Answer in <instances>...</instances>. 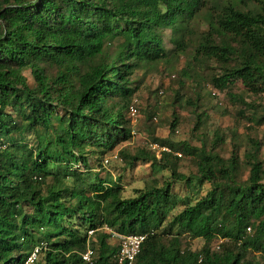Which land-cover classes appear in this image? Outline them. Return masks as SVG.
Here are the masks:
<instances>
[{"label": "trees", "instance_id": "obj_1", "mask_svg": "<svg viewBox=\"0 0 264 264\" xmlns=\"http://www.w3.org/2000/svg\"><path fill=\"white\" fill-rule=\"evenodd\" d=\"M160 68L170 83L142 107ZM237 80L246 92L227 90L239 106L225 114L247 119L242 156L237 125L202 130L209 87ZM263 93L264 0H0V264L36 247L33 264H129L114 233L146 235L132 264H264V106L246 97ZM133 104L150 145L172 151L118 148ZM158 109L171 110L164 137ZM181 111L191 137L175 140Z\"/></svg>", "mask_w": 264, "mask_h": 264}, {"label": "rangeland", "instance_id": "obj_2", "mask_svg": "<svg viewBox=\"0 0 264 264\" xmlns=\"http://www.w3.org/2000/svg\"><path fill=\"white\" fill-rule=\"evenodd\" d=\"M204 24L205 23L203 22L201 23V25H204ZM203 28H206V26H204ZM183 60H185V57L182 58V61ZM166 71L167 70H163L162 68H160L159 71L151 72L146 76L144 83L142 85V92H143L144 99L141 101L140 106L142 107L150 106L152 108L156 107V104L160 101V98H157V96L154 93H152V91L155 90L160 85V83H163L165 87L170 83L168 75L166 74ZM26 73L29 76L30 82L33 83L32 75L29 72H26ZM171 86L174 88H177L178 84L175 81L174 83H171ZM226 86L227 87L225 90L217 89L214 86L209 87L211 91L213 92L214 96L216 97V99H209L208 96L207 97L205 96L204 99L202 100V102L204 103V107H207L209 114H210L209 121L206 123V128H203L202 130H207L208 132L211 133L214 128L220 126L227 131L229 127L234 128L237 125L238 130L236 133L235 141H238L240 143V147H241L240 154L242 156L244 152L243 150L245 148L244 143L247 137L246 135L247 131H246V128H244V125L246 124L247 119L243 118L242 121L240 119L236 120L235 119L236 115L225 114V111H227V109L233 112V111H236L239 106L232 99H230L226 93H227V90L231 92H242V93L246 92V90L242 82L238 80L228 81ZM219 87H222V86H219ZM189 88H190V85H189ZM246 97L248 101L254 100L256 102V105L259 106L258 107L259 110H262V106H264V93L258 96H253V97L251 96L252 98L248 96ZM158 111H159L158 118L156 120L153 119L154 121H152L154 122L153 127L157 129V133L159 136L164 137L167 135L168 129L166 128L165 121L162 120L161 118H164V119L168 118L171 110L164 109V112H162L160 109H158ZM251 113H252L251 110L249 109L246 110L247 116H249ZM180 115L182 119L184 120L181 121V125L179 126V133H176L174 135V139L175 140L190 139L193 122L190 119V116L185 111H181ZM149 123H151V121L144 122V115L141 114L137 120H134V122L131 123L132 138L128 141H125L121 145H119L118 148L122 146H128L130 150L134 151L138 147H151L150 144L152 141H151V138L148 132L146 131V125ZM228 134H229L228 141H227L228 143L221 149V153L224 156L230 155L231 145L229 144V141L234 139L235 137V136L232 137V134L229 133V131H228ZM252 136L257 137L259 140L262 141L263 146L261 148V157L264 159V125L258 128L256 133L252 134ZM196 142L197 141L195 140L193 143H196ZM179 153H181V155H179ZM175 154L184 159L186 171L195 168V166L190 163V158L188 156H185V154L181 150L175 151ZM146 172L147 173L149 172L148 168L146 171H144L142 170V168L139 167L135 171V176H142V175L144 176L145 174V177H147ZM243 174L246 177V175L248 174L247 170H245ZM142 184H143L142 179L134 181L128 186V191L130 192L132 187L141 186ZM110 240L113 244H119L120 236H118V234H112V236L110 237ZM216 244H217V241H215L214 245L216 246ZM201 245H202L201 240L192 241V246L195 249L199 248Z\"/></svg>", "mask_w": 264, "mask_h": 264}, {"label": "built area", "instance_id": "obj_3", "mask_svg": "<svg viewBox=\"0 0 264 264\" xmlns=\"http://www.w3.org/2000/svg\"><path fill=\"white\" fill-rule=\"evenodd\" d=\"M162 93V91H160ZM130 114L134 120H137V116L139 114V110L137 106L134 104L130 107ZM154 120L157 119L156 116L153 118ZM151 147L157 151L159 155L162 150L172 151L168 146H162L158 143H153ZM181 155V153H179ZM251 230V227H248V231ZM90 233L92 231H89ZM120 236V243H119V250H118V258L120 261H128L129 264H132L141 249V244L145 240L146 235L144 234H131V235H118ZM223 240L217 241L216 248H220V243ZM39 248L36 247L32 253L27 257L24 264H33L35 259L38 256ZM93 255V251L88 249L86 252L82 254V257L86 261H90Z\"/></svg>", "mask_w": 264, "mask_h": 264}, {"label": "clouds", "instance_id": "obj_4", "mask_svg": "<svg viewBox=\"0 0 264 264\" xmlns=\"http://www.w3.org/2000/svg\"><path fill=\"white\" fill-rule=\"evenodd\" d=\"M114 234H116V233H114Z\"/></svg>", "mask_w": 264, "mask_h": 264}]
</instances>
